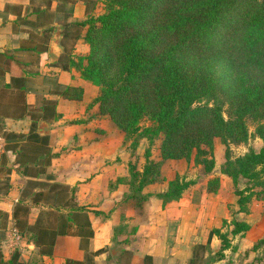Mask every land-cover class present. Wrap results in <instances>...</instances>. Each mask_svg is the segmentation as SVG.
Masks as SVG:
<instances>
[{
    "label": "trees",
    "instance_id": "trees-1",
    "mask_svg": "<svg viewBox=\"0 0 264 264\" xmlns=\"http://www.w3.org/2000/svg\"><path fill=\"white\" fill-rule=\"evenodd\" d=\"M72 1L39 0L34 12L23 19L33 33L20 50L36 53L38 62L43 63L48 59L50 37L56 29L53 25H62L64 54L53 66L64 71L74 69L83 80L98 87L99 93L90 106L99 105L100 114L109 117L124 133L125 141L132 140V157L136 156L141 140L147 139L153 145L162 138L160 161L150 160L148 150L142 172L130 163L129 178L124 180L130 192L125 200L141 206L147 199L144 189L164 180L162 167L170 160L193 161L210 175L216 167L215 139L225 146L221 172L233 181L240 211L247 212L253 199H262L264 147L234 158L230 145L247 144L252 136L264 142V0H102L104 13L99 15H91L95 8L85 0L88 19L69 22L73 9L67 6L74 4ZM53 3H57L55 11ZM235 11L241 19L243 45L236 52L241 67L230 96L220 85L212 45L220 42V30L234 23L229 19ZM30 16H36V20L29 21ZM81 38L89 52L84 57H73L71 46ZM12 62L9 57L2 69L11 68ZM26 83L25 76L12 78L0 92V98H6L8 103L4 116L31 120L29 133H6L4 138L6 142H17L18 165L25 177L34 180L46 176L49 181L32 180L28 188H40L35 201H46L54 210L55 221L49 229L41 225V220L30 228L37 237L39 254L52 256L58 236L70 235L76 228V236L88 241L94 233L88 210L79 205L75 189L51 182L53 177L48 173L53 158L50 137L40 135L38 126L49 116L58 118L56 103L44 99L40 109H32L27 103ZM58 87L59 96L82 101V88ZM145 121L151 125L143 128ZM250 125L256 126L254 134L250 133ZM3 129L0 124V130ZM242 181L245 183L241 189ZM193 184L176 176L167 192L158 197L164 204L178 201ZM28 188L24 196L29 193ZM219 189L220 179H210L207 192L216 194ZM61 211L69 215H57ZM229 225L233 227V236L250 229L238 221ZM213 234L221 242L213 257L219 261L231 247V241L229 233L214 230ZM261 247L264 239L254 249ZM19 257L14 255L6 263L0 252V264H20ZM129 259L130 255L124 252L118 263L125 264ZM66 264L94 263L93 257L86 256L82 263L68 260Z\"/></svg>",
    "mask_w": 264,
    "mask_h": 264
},
{
    "label": "crops",
    "instance_id": "crops-1",
    "mask_svg": "<svg viewBox=\"0 0 264 264\" xmlns=\"http://www.w3.org/2000/svg\"><path fill=\"white\" fill-rule=\"evenodd\" d=\"M38 6L39 0H0V92L12 78L25 76L27 103L32 109H40L44 99L56 103L58 118L49 116L38 126L40 135L50 137L53 158L48 173L53 177L51 182L75 189L79 205L88 210L94 236L88 241L81 240L74 228L70 235L56 238L52 256L39 254L37 237L30 228L41 220V225L49 229L55 221L54 210L46 201H35L40 188H28L33 178L25 177L18 165V144L6 142L4 138L6 133L28 135L31 120L4 116L8 103L6 98H0V124L4 125L0 130V252L3 260L7 263L14 255H19L20 264H66L68 260L82 263L90 256L94 264H120L118 260L127 252L130 259L125 264H264V247L254 249L264 239V197L253 199L247 212L240 211L233 181L222 174L224 162L217 158L213 172L210 175L203 172L198 180L188 172L185 161H167L162 167L164 180L144 189L147 199L141 206H136L133 200H125L130 192L124 182L129 178V165L137 162V169L142 172L147 164L145 151L138 148L136 156L132 157L124 133L109 117L100 114L99 105L90 106L99 93L98 87L83 80L74 69L64 71L53 66L64 54V47L51 44L55 31L50 37L48 59L43 63L38 62L36 53L20 50L33 33L23 19ZM56 6L57 3H53V11ZM79 7L85 14L86 6ZM82 19L74 20H85ZM28 20L35 21L36 16ZM80 40L85 53L78 56L84 57L89 47L83 38ZM9 57L13 60L12 67L3 70ZM58 85L82 88V101L59 96ZM42 123L45 124L44 134L40 132ZM152 154L150 160H161L159 151ZM176 176L186 177V181L194 184L181 199L164 204L158 195L167 192ZM216 177L220 179V189L210 194L208 182ZM33 181L49 183L46 176ZM26 188L29 193L24 196ZM65 214L69 215L65 211L57 212V215ZM232 221L247 224L249 231L233 236V227L229 225ZM224 222L228 225L224 226ZM214 230L229 233L231 241V247L219 261L213 260L221 248Z\"/></svg>",
    "mask_w": 264,
    "mask_h": 264
},
{
    "label": "rangeland",
    "instance_id": "rangeland-1",
    "mask_svg": "<svg viewBox=\"0 0 264 264\" xmlns=\"http://www.w3.org/2000/svg\"><path fill=\"white\" fill-rule=\"evenodd\" d=\"M85 0H73L72 2L74 4H69L67 6V9L72 8L73 9V15L72 17L68 20L69 22H75L74 20L76 17L78 19H81V17L85 20L88 19L89 16L83 14L81 10L79 9V5H85L84 3ZM90 6L92 8H95L94 12L91 13V15H99L101 13H104V6L102 3V0H89ZM78 8V10H77ZM76 13V16H75ZM90 15V16H91ZM82 19V20H83ZM84 20V21H85ZM230 21H233L231 25H228L224 27L223 29L220 30V42L215 43L212 45V50L214 52V59H215V64H216V73L220 82V85L222 87V90L230 95L233 96L234 92V86H235V81L240 73V67H241V59L236 56V52L238 53L239 50H241V47L243 45V41L241 39V33L243 30H241V19L240 16L237 15V11L234 12V14L230 17ZM86 28L83 30L82 35L85 33ZM82 39V38H81ZM80 40V39H79ZM77 40L71 48V55L73 57H79L78 55H82L84 52V46H81L79 42H82V40ZM88 51V48H87ZM241 54V53H240ZM239 55V54H238ZM151 123L148 121H145L142 123V127H148L150 126ZM250 133L254 134L256 131V126L255 125H250ZM126 142V141H125ZM142 142H144L142 144ZM161 143H162V138L156 139L153 145H151L150 141L147 139H143L140 141L138 148H141L142 150L145 151V157H146V152L149 150L151 156L154 155L152 153L159 151L161 148ZM132 144V140H129L126 142V145L130 149ZM214 152H215V159L220 161H225V146L221 144L220 139H215L214 143ZM264 147V142L257 137L252 136L250 141L247 144H242V145H235L231 144L230 149L232 151V156L234 158L243 156L247 154L250 150H255L259 151ZM137 148V150H138ZM136 150V151H137ZM161 155V152H160ZM195 159V153L193 154L192 160ZM185 161V160H182ZM187 169L188 172L191 171L193 173V177L195 176L198 180L202 178L203 172H204V167L203 166H196L193 161L187 162ZM137 164V162H136ZM186 178V177H184ZM245 182H241L240 185L244 186Z\"/></svg>",
    "mask_w": 264,
    "mask_h": 264
},
{
    "label": "water",
    "instance_id": "water-1",
    "mask_svg": "<svg viewBox=\"0 0 264 264\" xmlns=\"http://www.w3.org/2000/svg\"><path fill=\"white\" fill-rule=\"evenodd\" d=\"M62 36H63V27L57 26L55 29L53 39H52V43H51L52 46L63 49L62 43H61ZM50 53L52 54V51H50ZM44 126H45V124H43V123L40 125V132L42 134H44V132L42 131V128Z\"/></svg>",
    "mask_w": 264,
    "mask_h": 264
},
{
    "label": "built area",
    "instance_id": "built-area-1",
    "mask_svg": "<svg viewBox=\"0 0 264 264\" xmlns=\"http://www.w3.org/2000/svg\"><path fill=\"white\" fill-rule=\"evenodd\" d=\"M15 237H16V238H19L18 235H17V233H15Z\"/></svg>",
    "mask_w": 264,
    "mask_h": 264
}]
</instances>
